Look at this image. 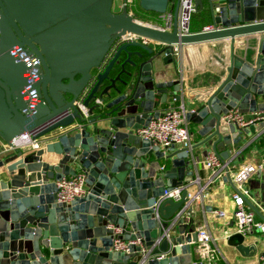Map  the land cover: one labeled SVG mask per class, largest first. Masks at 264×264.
<instances>
[{
  "label": "water",
  "instance_id": "1",
  "mask_svg": "<svg viewBox=\"0 0 264 264\" xmlns=\"http://www.w3.org/2000/svg\"><path fill=\"white\" fill-rule=\"evenodd\" d=\"M114 2L0 0V137L10 148L26 134L42 145L0 160V264H199L193 260L196 232L190 229L185 239L189 227L184 219L172 225L179 213L193 211V186L180 201L168 199L155 210L166 190L196 179L190 169L196 158L191 151L168 148L175 159L159 175L165 152L137 134L160 117L156 109L169 95L181 100L178 83L154 82L153 59L164 55L166 64L175 63L181 46L219 40L234 44L238 37L258 35L251 61L232 50L220 85L204 105L187 113L189 121L203 126L201 134L209 135L204 143L217 138L213 147L218 154L221 143L238 144L240 139L224 136V129L235 133L238 128L226 127L223 116L232 110L264 111V104H258L264 97V0H209L212 21L220 29L190 35L179 33L177 0H140L143 11L167 21L164 26L136 19L129 0L114 12ZM195 2L203 9L202 0ZM167 14L173 16V29ZM127 35L156 45L124 42L103 68L116 41ZM15 47L40 62V80L32 89L41 101L34 111L23 93L28 66L11 53ZM141 51L156 53L138 63L134 58L143 60ZM123 54L122 71L113 78ZM153 154L158 160L151 162ZM47 155L59 159L46 160ZM78 172L86 177L88 194L59 203L56 183ZM114 228L122 231L120 239L140 245L129 254L112 251ZM246 239L235 233L227 242L242 257L252 258L257 247Z\"/></svg>",
  "mask_w": 264,
  "mask_h": 264
},
{
  "label": "crops",
  "instance_id": "2",
  "mask_svg": "<svg viewBox=\"0 0 264 264\" xmlns=\"http://www.w3.org/2000/svg\"><path fill=\"white\" fill-rule=\"evenodd\" d=\"M203 9H198L195 14L191 28L194 33L202 32L205 27V22L212 21L209 10V0H202ZM133 6L130 5V10L134 14ZM169 15V14H168ZM206 15V16H205ZM136 19L141 20L140 16ZM168 20V18H166ZM169 21V20H168ZM172 29L174 25L173 19L170 21ZM167 21H162L160 26H164ZM150 24L154 25V23ZM157 25V24H156ZM171 29V30H172ZM199 31V32H198ZM258 35L238 37L235 43L231 40H219L194 45H185L179 47V51L175 56L176 62L166 64L164 55L157 56L153 59V77L155 83H178L180 86L177 96L181 97L180 101L175 99V96L169 95L165 104H160L156 110L164 112L170 108H184L187 113H193L204 105L213 92L220 85L226 75V69L231 61V53L234 50L235 55L245 61H251L256 55L259 41ZM149 45H156L153 41H148ZM169 93H173L174 89L170 87ZM160 97H156L159 101ZM258 104H264V97L258 99ZM253 113L245 114L250 117ZM188 127L191 132V140L193 144L192 154L196 161L190 163V169L195 172L197 180L205 185L208 181L211 172L206 168L205 161L207 153L214 152V138L207 143H204L209 136H203V126L189 121L186 118ZM237 128V127H236ZM224 136L230 137L231 141L240 139L238 144H230L229 142L221 143L217 150L219 154L225 155L227 169L220 173V177L213 183L209 189L203 194L202 200L193 205L191 213L186 212L183 216L184 225H188L189 229L185 231L184 238L187 239L192 234L189 231L193 229L194 233L200 228H206L214 239V245L219 250V256L222 264H250L256 256L264 251V242L258 236L247 237V245H256L257 252L252 258L242 257L238 251L230 246L227 238L235 233V221L233 219V186L231 176L235 174L241 166L247 164L264 163V130L260 128L243 129L234 133L223 130ZM241 136L239 138V135ZM178 149V148H177ZM20 150H29V148H18L12 150L6 142L0 137V160ZM165 157L159 159L160 165L164 170H160L159 175L165 174L168 168L167 164H172L175 157H170L171 152L165 151ZM46 160L53 159L57 161L58 156L47 155ZM149 161H157L158 159L153 154ZM173 181H176L178 173L173 174ZM250 191V202L257 210H264V170L258 171L245 185ZM197 191L193 189V193ZM224 212L225 218H219L214 215V212ZM259 216V215H258ZM260 217V216H259ZM178 236V229L175 230ZM194 263H197L198 256L193 253ZM184 258V257H183ZM182 258V259H183Z\"/></svg>",
  "mask_w": 264,
  "mask_h": 264
},
{
  "label": "built area",
  "instance_id": "3",
  "mask_svg": "<svg viewBox=\"0 0 264 264\" xmlns=\"http://www.w3.org/2000/svg\"><path fill=\"white\" fill-rule=\"evenodd\" d=\"M179 3L178 14V30L181 35H190L193 15L197 13L198 8L196 0H177ZM130 2V1H129ZM130 4V3H129ZM125 6V3L121 5V10ZM164 18L172 20L173 16L167 14ZM220 29V26L215 24L205 26L202 32H213ZM143 41L148 43V40L141 38L137 35H127L116 41L114 44L106 63L103 68L108 64L109 60L113 57L118 47L124 42ZM14 57L22 60L27 66L28 71L25 76L29 85L24 90L25 101L29 104L30 110L34 111V108L40 103V99L35 95L32 89L33 85L39 80V74L37 67L40 62L35 56H29L22 52L19 47H15L11 52ZM176 53L178 50L176 49ZM85 117H88V111H84ZM187 114L184 108H170L162 112L158 119L152 120L146 127L137 131V134L150 142L155 146H159L165 151L168 148L174 147L176 150H193V144L191 140V132L188 127ZM223 123L226 127L235 125L239 130L260 128L264 130V111L253 113L250 117L240 113L238 110H232L228 114L223 116ZM14 148H29L31 150H39L41 148L40 140H32V137L28 134L23 135L20 139L13 142ZM178 148V149H177ZM206 168L211 172L210 177L205 185H202L197 178L189 184H184L181 187H176L171 191H165L163 196L158 200L155 205V210L158 212V208L161 203L171 199L178 202L182 199V192L189 186H193L197 191L193 193V189L190 192L189 198L193 203H199L202 200L203 194L209 189V187L215 183L220 177V173L227 169L226 161L222 160L219 154L214 151L207 153L205 161ZM164 170V167L161 168ZM264 170V163L259 164H247L240 167V169L231 176V182L233 186V219L235 221V233L242 234L243 236L252 237L258 236L264 242V210H257L249 201L250 191L245 187L249 180L258 172ZM228 175L229 171H228ZM58 189L57 200L62 204H69L76 199L84 198L88 194L86 187V177L82 172H78L73 177H65L61 181L56 183ZM193 204V205H194ZM188 212V211H186ZM185 212V213H186ZM179 213L172 225H175L185 215ZM214 215L219 218H225L224 212L216 211ZM260 217H259V216ZM156 219L159 224L162 220L157 214ZM115 238L113 241L112 251L129 254L131 248L134 245H140V242H128L120 239L118 236L122 234V231L114 228ZM234 233V234H235ZM196 242L192 245L193 252L198 256L197 263L199 264H222L219 256V250L214 245V239L211 233L206 228H200L196 232ZM169 237V235H167ZM250 264H264V251L262 254L256 256V259Z\"/></svg>",
  "mask_w": 264,
  "mask_h": 264
},
{
  "label": "trees",
  "instance_id": "4",
  "mask_svg": "<svg viewBox=\"0 0 264 264\" xmlns=\"http://www.w3.org/2000/svg\"><path fill=\"white\" fill-rule=\"evenodd\" d=\"M131 5L133 6L132 8H133V11H134V17L136 18L137 16H140V18L142 19V21H144V22H146V23H154V25H161V22H162V20H161V16L159 15V14H156V13H148V12H145V11H143L141 8H140V0H131ZM194 16H195V14L193 15V18H194ZM206 16V15H205ZM208 25H212L211 24V22L210 21H206L205 22V26H208ZM203 31V30H202ZM194 32H196V31H193V29L191 28V33H194ZM199 32V31H198ZM134 51L135 50H138V49H133ZM141 52H143V54H144V58H143V60H140V59H138V58H134V60H136L138 63H141L142 61H146V60H149V59H151L153 56H154V54L156 53H154L153 55H150V54H148L147 52H144V51H141ZM126 58H127V56H126V54H123L122 55V60H121V62L118 64V65H116V67H115V69L113 70V72H112V74H111V76L113 77V78H115V77H117L120 73H121V71H122V68H121V65H122V63L126 60ZM129 71H133L134 69L131 67V66H129V65H127V67H126ZM98 73V71L97 70H94L93 71V74L94 75H96ZM124 79H128V77H126V75H123L122 76ZM167 166H168V168H170L171 167V164H167Z\"/></svg>",
  "mask_w": 264,
  "mask_h": 264
},
{
  "label": "rangeland",
  "instance_id": "5",
  "mask_svg": "<svg viewBox=\"0 0 264 264\" xmlns=\"http://www.w3.org/2000/svg\"><path fill=\"white\" fill-rule=\"evenodd\" d=\"M131 4V0H129ZM124 4V0H115L114 2V12H120L121 11V5Z\"/></svg>",
  "mask_w": 264,
  "mask_h": 264
}]
</instances>
